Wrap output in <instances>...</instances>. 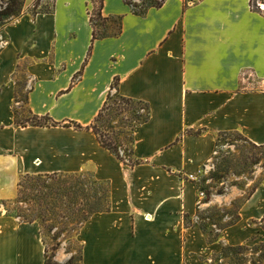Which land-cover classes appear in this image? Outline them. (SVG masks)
Segmentation results:
<instances>
[{"label": "crops", "instance_id": "1", "mask_svg": "<svg viewBox=\"0 0 264 264\" xmlns=\"http://www.w3.org/2000/svg\"><path fill=\"white\" fill-rule=\"evenodd\" d=\"M93 8L92 0H54L52 14L23 16L0 50V202L16 199L25 176L90 174L108 183L111 212L93 216L79 235L83 264H218L221 242L264 245V187L219 241L186 224L198 211L188 178L212 160L217 135L264 145V12L252 0H165L143 13L105 0L103 17L111 32L119 20V33L93 43ZM23 59L34 61L33 116L89 127L116 81L121 96L149 105V121L133 132L140 165L118 160L92 131L16 127ZM44 256L37 224L0 218V264H44Z\"/></svg>", "mask_w": 264, "mask_h": 264}, {"label": "rangeland", "instance_id": "2", "mask_svg": "<svg viewBox=\"0 0 264 264\" xmlns=\"http://www.w3.org/2000/svg\"><path fill=\"white\" fill-rule=\"evenodd\" d=\"M129 1L138 6L135 9L137 12H145L149 7L161 2V0H142L139 3ZM8 2L9 0H0V12L6 9ZM24 4L21 17H4L0 23V50L9 42L11 29L22 24L20 22L23 16L32 21L37 16L35 12L53 10L54 0H25ZM36 4H38L37 8H35ZM255 4L264 5L260 0H255ZM259 9L264 12V8L259 7ZM114 23L116 27L111 32L107 22L95 17L99 35H117L119 20H115ZM50 57H48L49 61ZM33 62L32 59H23L15 78L17 94L11 115L16 127L28 126L34 120L27 108V96L33 84L27 74V67ZM115 94H112L108 109L98 124L99 132L108 145L117 148L124 159H129L133 127L137 124L138 117H146L147 111L144 105H128L121 102ZM103 126L112 127L109 130L111 133L106 135ZM2 128L4 127L0 129ZM120 146L122 148L118 149ZM55 180H45L40 183L36 180H28L22 188L23 200L18 199L20 191L18 184L16 199L0 202V218L4 220L9 217L16 220V223H35L39 226L45 248L44 264H83V244L79 235L86 223L79 226L69 219L76 210L73 202L78 199V189H70L69 185L65 187L62 182L69 181L67 177L59 175ZM75 180L87 185L84 186L86 200L83 199L86 204L92 205L95 202L94 191L99 189V186L94 184L95 179L90 174H86ZM188 180L197 185L198 211L194 217L186 219V224L201 230L206 234L208 241H219L224 231L239 221L240 209L246 200L257 188L264 187V148H258L239 133L217 135L212 160L196 177H190ZM97 193L102 197L99 191ZM101 202L104 203V200ZM83 208L81 203L77 210ZM249 224L252 226L251 223ZM57 246L59 249L53 251ZM215 258L218 264H264V245L252 244L247 248L221 242L219 253ZM88 264H98V259L89 258Z\"/></svg>", "mask_w": 264, "mask_h": 264}, {"label": "trees", "instance_id": "3", "mask_svg": "<svg viewBox=\"0 0 264 264\" xmlns=\"http://www.w3.org/2000/svg\"><path fill=\"white\" fill-rule=\"evenodd\" d=\"M24 1L25 0H9L7 7L4 11L0 12V23L2 22L4 17H10V18H19L21 17V15L23 14L24 11ZM165 0H161V2L157 3L156 5H154V7H161L163 5ZM262 3H264V0H260ZM94 8L93 11L91 12V24L93 27V43L96 40L99 39H103L108 37L107 35H99L97 33L96 30V24H95V17H97L99 20L106 22V19L103 17V8L105 5V0H92ZM125 2L132 6L134 9H136L138 6L136 4H134L133 2L129 1V0H125ZM38 7V4L35 5V8ZM252 8L256 11H261L259 9V7L255 4V0H252ZM53 10H49L47 12H35V15H39V14H52ZM138 13H143V12H138ZM92 54V48L88 54V58H90ZM88 61V59H87ZM113 90H117L115 93L117 99H119L121 102H124L125 104H139V105H144L146 107V111H147V115L146 117H138V122L137 124L133 127V131L139 127L142 124H145L149 121L150 119V108L149 105H147L146 103L142 102V101H137L134 99H130V98H126L123 97L119 94L118 92V81L115 82V84L113 85ZM112 99V94L109 95L108 101L106 102L105 107L103 108V110L101 111V113L99 114L98 118L95 120V122L89 126V127H83L82 125L78 124V123H74V122H69L66 123L64 125H61L59 123L54 122L50 117H40V116H33L31 113V115L34 117L33 123H31L30 125H18V127H22V128H27V127H66V128H74L77 131H83V130H88V131H92L100 145L105 148L106 150H108L112 155H114L118 160L124 162L125 164H128L132 167H136L138 165H140L139 161H136L133 159V149H132V145H133V140L131 142V149L129 151V159H124L120 153L119 150H117V148H112L110 145L107 144L106 141L103 140V137L100 134V128L98 127V124L101 122L104 113L107 111L108 106H109V101ZM27 102H28V96H27ZM44 121L45 123H40ZM103 129H105L106 131V135L110 134L111 132L109 131L110 128L109 126H103ZM194 135H201L202 131H199L197 133H191ZM224 133H220L219 135H223ZM132 137H133V133H132ZM244 137V136H243ZM248 140V139H247ZM255 145V144H254ZM257 146V145H255ZM258 148H264V145L262 146H257ZM122 148V146L118 147ZM63 176V177H67L69 178V181L66 182H62L64 183L65 187L69 185L70 189H78V199H76L73 204L75 205L76 210H74V212L72 213V217H69V219L71 220L72 223H76L79 226L84 225L85 223H87L93 216L99 214V213H108L111 212V188L110 185L108 183H103L100 182L98 180H94V184L99 186V189L96 192V194L94 193L93 195V199L95 200V202L90 205L89 203H85L84 199L86 200V196L85 195V188L84 186H87L86 184H83L80 181H77L75 179L81 177L82 175H86V174H56L53 176H37V177H30L27 176L25 177L23 180H21V182L19 183V195H18V199L19 200H23V190L22 188H24V184H26V182H28V180H36L38 181V183H40V181H45V180H53L56 181L55 178L56 176ZM70 180L72 182H70ZM59 185V184H57ZM103 185H105L106 187H103ZM63 187H61L62 189ZM100 192V194L102 195V197H99V194L97 192ZM84 198V199H83ZM104 200V203H102L101 201ZM81 201V202H80ZM82 203L83 205V209H78L77 207L78 205H80ZM29 223H33V222H29ZM59 249V247H55L53 249V251H57Z\"/></svg>", "mask_w": 264, "mask_h": 264}, {"label": "built area", "instance_id": "4", "mask_svg": "<svg viewBox=\"0 0 264 264\" xmlns=\"http://www.w3.org/2000/svg\"><path fill=\"white\" fill-rule=\"evenodd\" d=\"M257 6L260 7V8H262V9L264 8V5L263 4H257Z\"/></svg>", "mask_w": 264, "mask_h": 264}]
</instances>
